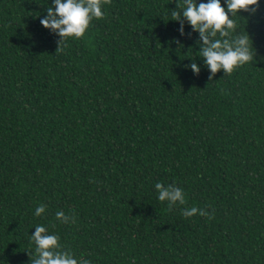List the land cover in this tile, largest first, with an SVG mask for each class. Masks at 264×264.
<instances>
[{"label":"trees","instance_id":"obj_1","mask_svg":"<svg viewBox=\"0 0 264 264\" xmlns=\"http://www.w3.org/2000/svg\"><path fill=\"white\" fill-rule=\"evenodd\" d=\"M177 2L104 0L60 44L53 0H0V264H30L38 224L92 264H264V0L234 17L253 61L211 79Z\"/></svg>","mask_w":264,"mask_h":264},{"label":"clouds","instance_id":"obj_2","mask_svg":"<svg viewBox=\"0 0 264 264\" xmlns=\"http://www.w3.org/2000/svg\"><path fill=\"white\" fill-rule=\"evenodd\" d=\"M103 3L104 0H53L41 24L62 38L60 44L69 37L79 38L85 34L93 18L105 15ZM257 3L258 0H223L222 5V0H182V3L178 0L177 8L171 10L173 19L180 21L181 35L186 34L185 19L193 31L199 33V56L204 58L210 79L221 69L225 74H230L235 68L253 61L252 41L247 33L235 28L234 17L239 16L241 9L249 10L250 5ZM176 42L179 43V40ZM185 67L196 74L201 70L195 59ZM154 187L158 190V200L167 201L170 207L177 202L185 203L182 187L175 184L165 186L161 182H156ZM46 207L43 203L38 204L34 214L41 216L46 212ZM182 214L184 217L210 215L205 209L196 206L182 209ZM55 215L61 223L75 222L74 215H66L63 211H57ZM30 239L35 244L34 254L30 253V264H92L90 259L77 257L72 251L64 250L59 243V234L50 232L43 224L35 226Z\"/></svg>","mask_w":264,"mask_h":264}]
</instances>
